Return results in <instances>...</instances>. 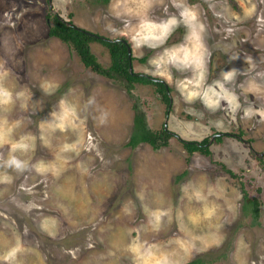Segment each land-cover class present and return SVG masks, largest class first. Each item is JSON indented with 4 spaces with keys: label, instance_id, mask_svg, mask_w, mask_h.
I'll return each mask as SVG.
<instances>
[{
    "label": "rangeland",
    "instance_id": "374dc122",
    "mask_svg": "<svg viewBox=\"0 0 264 264\" xmlns=\"http://www.w3.org/2000/svg\"><path fill=\"white\" fill-rule=\"evenodd\" d=\"M50 6L0 0V264H264V0ZM53 14L123 38L132 71L169 88L167 108L133 84L148 126L207 136L210 154L174 136L125 146L130 97L47 35ZM89 48L106 67L107 49Z\"/></svg>",
    "mask_w": 264,
    "mask_h": 264
},
{
    "label": "trees",
    "instance_id": "16d2710c",
    "mask_svg": "<svg viewBox=\"0 0 264 264\" xmlns=\"http://www.w3.org/2000/svg\"><path fill=\"white\" fill-rule=\"evenodd\" d=\"M96 1L105 5L109 0ZM47 35L57 38L61 42L67 44L78 56L83 66L88 67L97 74L117 81L124 88L131 99L132 110L131 129L125 146L134 148L139 143H146L152 149H158L159 147L166 146L171 137H177L174 132L163 127V125L158 129H152L148 126L139 98L131 91L133 89V84L140 83L152 85L167 108L170 104V98L168 96L169 88L161 79L150 77L144 73L134 72L132 69L131 72L128 71L131 56L129 58L127 57L126 48L128 44L124 39H102L100 36L80 28L70 21L58 18L56 14L52 15L51 23L47 27ZM91 41L99 42L107 49L109 63L106 67H102L97 62L94 54L90 51L89 43ZM219 135L213 134L212 136H214V140H218L220 139ZM177 138L180 140L182 148L187 154H192L193 152L205 156L210 154L208 147L209 137L207 136L200 140H184L179 137ZM226 171L229 175H234L230 170L226 169ZM242 200V209L250 213L252 222L256 221L259 215L258 198H249L246 192L242 190ZM199 262L200 260L196 258L185 264H198Z\"/></svg>",
    "mask_w": 264,
    "mask_h": 264
},
{
    "label": "flooded vegetation",
    "instance_id": "af4514ba",
    "mask_svg": "<svg viewBox=\"0 0 264 264\" xmlns=\"http://www.w3.org/2000/svg\"><path fill=\"white\" fill-rule=\"evenodd\" d=\"M47 3H48V2H47ZM98 36H99V35H98ZM100 37L102 38V36H100ZM104 38H105V37H103L102 39H104ZM115 39H117V38H115ZM118 39L120 40V39H123V38H118ZM204 39H205V38H203V36H201V40H202V42L205 41ZM105 40H106V39H105ZM110 40H111V39H110ZM127 44H128V43H127ZM204 48H205L206 51H207V58H206V61H207V63L209 64V62H210V58H209V55H208V47H207L205 44H204ZM209 54H210V53H209ZM215 54H216V53H213V52H212L211 59L214 58L215 56L218 57L217 54H216V55H215Z\"/></svg>",
    "mask_w": 264,
    "mask_h": 264
},
{
    "label": "water",
    "instance_id": "95a60500",
    "mask_svg": "<svg viewBox=\"0 0 264 264\" xmlns=\"http://www.w3.org/2000/svg\"><path fill=\"white\" fill-rule=\"evenodd\" d=\"M47 2H48V8L50 9L51 8V6H50V0H47ZM58 18H60L59 16H58ZM103 38V37H102ZM104 39H106V40H110V39H108V38H104ZM118 39V38H117ZM120 40H122V39H120ZM126 52H127V57L129 58L130 57V49H129V46H127V48H126ZM128 71L129 72H131V66H128ZM163 127H165V123H163ZM220 133H216L215 135H219ZM210 141V140H209Z\"/></svg>",
    "mask_w": 264,
    "mask_h": 264
},
{
    "label": "clouds",
    "instance_id": "9594fccd",
    "mask_svg": "<svg viewBox=\"0 0 264 264\" xmlns=\"http://www.w3.org/2000/svg\"><path fill=\"white\" fill-rule=\"evenodd\" d=\"M14 164H16L17 167H21L20 163L17 161H13Z\"/></svg>",
    "mask_w": 264,
    "mask_h": 264
}]
</instances>
